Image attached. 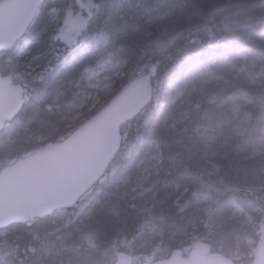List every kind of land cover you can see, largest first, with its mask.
Instances as JSON below:
<instances>
[{
	"label": "trees",
	"instance_id": "1",
	"mask_svg": "<svg viewBox=\"0 0 264 264\" xmlns=\"http://www.w3.org/2000/svg\"><path fill=\"white\" fill-rule=\"evenodd\" d=\"M82 2L92 5L89 22L70 47L54 42L52 22L79 0H45L24 36L0 50V71L30 88L0 130V169L65 137L159 60L155 96L124 124L104 181L78 206L0 229L7 264H113L121 250L163 258L186 252L193 235L252 262L264 217V0ZM92 72L113 76L116 89L74 119L91 105ZM157 153L159 169L145 177Z\"/></svg>",
	"mask_w": 264,
	"mask_h": 264
},
{
	"label": "water",
	"instance_id": "2",
	"mask_svg": "<svg viewBox=\"0 0 264 264\" xmlns=\"http://www.w3.org/2000/svg\"><path fill=\"white\" fill-rule=\"evenodd\" d=\"M44 1L0 0V50L12 48L24 36ZM73 13L67 12L64 25ZM81 20L87 24L88 19H83L79 11L67 27L65 38L76 31L78 37ZM159 62L134 77L65 137L27 151L0 169V229L18 222L31 226L37 218L77 206L97 183L104 181L127 137L124 124L143 112L155 96L153 78ZM29 95L27 84L0 71V130L17 116ZM252 256L250 263H237L197 239L186 252L176 248L167 257L143 264H264V217ZM113 264L136 263L132 253L121 250Z\"/></svg>",
	"mask_w": 264,
	"mask_h": 264
},
{
	"label": "rangeland",
	"instance_id": "3",
	"mask_svg": "<svg viewBox=\"0 0 264 264\" xmlns=\"http://www.w3.org/2000/svg\"><path fill=\"white\" fill-rule=\"evenodd\" d=\"M79 3H81V2H79ZM84 4L86 5V8L91 11L92 5L88 2H86ZM26 52H27L26 49L22 50L19 53V55L20 56L24 55V54H26ZM238 57H240L242 59V61H244L247 58V56L245 54H239ZM123 75H124V73L120 72L115 77L121 78V77H123ZM87 82L89 83V85L91 87H94V89H95L94 95L92 96V99H91V105L88 107V109L75 113L73 115L74 119H82L86 112H89L91 109L95 108L98 104L103 103L106 100V98L109 97L112 94V92L116 89V79L113 76H100L99 72L90 73L87 76ZM238 108H239L238 105H234L232 107V111L237 112ZM249 120H250V115L247 114L245 116V118L236 126L237 134L243 133V131L246 128V123ZM172 127L174 128V126H172ZM257 151H258L257 149H254L253 152L256 153ZM161 157H162L161 153H157L155 155L157 162L154 165L153 170L146 172L145 177H147L151 172H156L159 169L158 163L160 162ZM237 210H242L239 205L237 206ZM247 219H248V222H252L254 224L256 223L250 216H247ZM193 239H195L194 241H196V235H193ZM254 249H255V245H252L250 252H249V255L253 254ZM133 255H134V260H135L136 264H143L145 262L150 263L154 259L150 255H142V254H138V255L133 254ZM7 256H8V251H6L5 248H0V258H1L0 264H7V259H6ZM237 261H239L240 263H244V261L241 260L240 258H238Z\"/></svg>",
	"mask_w": 264,
	"mask_h": 264
},
{
	"label": "flooded vegetation",
	"instance_id": "4",
	"mask_svg": "<svg viewBox=\"0 0 264 264\" xmlns=\"http://www.w3.org/2000/svg\"><path fill=\"white\" fill-rule=\"evenodd\" d=\"M84 3L85 2L77 4L78 7L75 9L74 8L68 9L62 19H57L52 22L55 43L65 44L70 47L74 42H76L77 38L83 32V30H85L89 22V16H90L91 11L86 8V5ZM69 10H73L74 13L72 17L70 18L69 22L66 25H64L65 20H66V14ZM79 11H82L83 19L84 18L88 19L87 24H84L83 20H81V33L78 35V37H75V34L77 32L76 31L72 33L70 37L65 38V31L67 30V27L70 25L72 19L74 18V15Z\"/></svg>",
	"mask_w": 264,
	"mask_h": 264
}]
</instances>
